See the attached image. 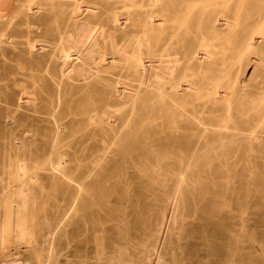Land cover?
Segmentation results:
<instances>
[{
	"label": "rangeland",
	"instance_id": "1",
	"mask_svg": "<svg viewBox=\"0 0 264 264\" xmlns=\"http://www.w3.org/2000/svg\"><path fill=\"white\" fill-rule=\"evenodd\" d=\"M233 1L224 13L223 6L197 12L179 40L198 46L202 20L208 55L188 61L205 69L206 79H230V89L205 105L203 122L183 113L182 134L170 135L175 121L154 116V103L126 107L115 123L89 118L97 103L81 85L91 79L61 75L63 60L51 44L57 28L45 23L55 14L70 18L75 0H40L30 13L28 0H13L10 11L0 0L7 19L18 13L9 27L0 19L9 37L0 42V264H264V40L246 39L264 23V0ZM122 19L129 23L126 14ZM176 48L180 53L182 44ZM43 60L53 78L45 69L35 80L31 70L19 72ZM110 75L125 82L120 94L110 86L113 100L138 84ZM230 107L234 127L223 128ZM254 118L259 134L251 136ZM112 125L116 134L106 140ZM84 143L86 154L79 151Z\"/></svg>",
	"mask_w": 264,
	"mask_h": 264
},
{
	"label": "bare ground",
	"instance_id": "2",
	"mask_svg": "<svg viewBox=\"0 0 264 264\" xmlns=\"http://www.w3.org/2000/svg\"><path fill=\"white\" fill-rule=\"evenodd\" d=\"M39 1L40 0H28V13L35 10L36 5L40 3ZM233 2V0H75V7L70 14V18L55 14L52 20H45V23L49 28L52 27V25H55V28H57L58 39H56V41H58V43L52 42L51 44H57L55 45V47L59 49V51H57L59 52L57 58L59 57L58 59L63 60L61 75L68 79L71 78L73 73H76L80 80L86 81L91 79L81 85L84 95L86 97H91L93 106L95 102L97 103L96 105H98V108L96 105L94 106L97 112L91 114L89 116L90 119L98 121L106 117L109 119L110 123H115L117 122V119H115L117 115L126 107L130 106L132 110H135L139 105L145 106L148 103H154V116L157 117L160 116L161 113H167L168 116L173 117V122L175 121V123L172 125L170 135L172 133L182 134L180 131V127L182 126L181 122L183 123L186 119L183 113H187L195 119H198L199 122H203L210 114L209 112L203 113L202 109L211 98L222 96V89L226 91L230 89V79L223 80L222 75L210 78L207 77L206 79L207 71L202 68H200L201 70L195 69L193 61H188V59L193 56L205 57L208 55L209 49L207 44L209 39L203 31L202 20H200L198 25L199 34H196L198 36L196 39H199L201 36L199 39L200 41H198V46L196 45L194 48L193 46H189V42L186 38L185 40L182 39L180 43V35L183 31L188 29L187 27H189V25L187 21H191L193 15L197 12L202 11L201 13L204 15L207 9L210 11L211 8L215 9L223 6L224 9L221 12L224 13L226 9L232 7ZM84 4L88 6L84 8ZM135 4L144 9L141 11L125 10L127 6ZM262 9H264V4ZM86 11L90 12V16L85 15ZM115 11L116 13H114ZM145 13L150 16L148 24L145 21ZM124 14L127 15L129 23L126 21L124 22L122 19ZM262 14V11L258 12L257 17L260 18ZM17 16L18 13L11 15L8 17L9 19H7V14L0 15V19L3 20L2 25H7L9 27V21ZM108 20H111V25L107 24ZM112 23L115 25H112ZM250 30H247V41H249L250 45L260 44V38L264 40V23L258 28L255 27V29ZM5 38L9 37L4 30L0 32V42ZM177 44H182V51L180 53L175 51L177 49ZM262 44H264V42ZM34 47L36 48L35 45ZM22 67L23 69L20 65L19 72L24 73V68L29 69L31 72L28 74H30L33 79L34 77L40 76L37 73L43 72L44 69L45 74L48 73L53 78L51 69L45 68L44 60L40 62L35 69L34 67H26L25 65ZM112 73L117 74L120 78L132 79L138 82V84H130L129 88L131 91H129L126 98L113 100L110 97V86L117 84L115 85L117 86L116 92L120 94L122 90L119 91L118 84L125 83L120 79L111 77L110 74ZM210 79H213V83L210 82ZM33 85H35L33 87L34 91L41 90V87L35 81H33ZM55 85L57 84L55 83ZM188 90H190V93H186ZM140 92L144 94L140 96ZM63 95L67 98L66 91L63 92ZM172 101L174 103H171L173 105L170 106L169 102ZM253 104L254 102H251L249 106ZM114 107H116L115 111L113 110ZM231 108L232 107L229 108L226 118L218 114L225 119H222L219 123L223 128L234 127V113H232L233 111L231 112ZM240 112L244 111L241 109ZM258 125L259 118H254L252 125L248 127L250 132L247 134L251 136L259 134V131L256 129ZM116 131L117 126L112 125L105 139L109 140L113 138ZM88 133L92 134L94 132L87 131L86 134ZM165 136V139H170L168 134ZM95 138L96 137H93V139ZM162 139V137L153 138V140H149L148 143H150L151 146H155L160 144ZM44 148H46V146ZM86 148L89 149L90 146L84 143L79 151L82 154H86L88 153ZM92 153L96 156L99 155L98 151H93ZM16 168L14 169L15 171ZM53 171L57 170L53 169Z\"/></svg>",
	"mask_w": 264,
	"mask_h": 264
},
{
	"label": "crops",
	"instance_id": "3",
	"mask_svg": "<svg viewBox=\"0 0 264 264\" xmlns=\"http://www.w3.org/2000/svg\"><path fill=\"white\" fill-rule=\"evenodd\" d=\"M6 1H8L9 2V11L11 10V7H12V2H13V0H4V2H6ZM7 14V12H6V10L4 11V12H0V15L2 16V15H6Z\"/></svg>",
	"mask_w": 264,
	"mask_h": 264
}]
</instances>
